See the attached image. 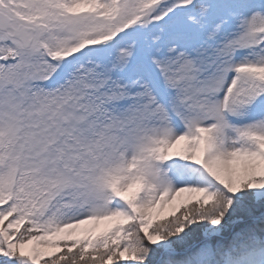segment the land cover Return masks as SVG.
<instances>
[{"label":"snow or ice","instance_id":"6c2138e0","mask_svg":"<svg viewBox=\"0 0 264 264\" xmlns=\"http://www.w3.org/2000/svg\"><path fill=\"white\" fill-rule=\"evenodd\" d=\"M0 264H264V0H0Z\"/></svg>","mask_w":264,"mask_h":264}]
</instances>
